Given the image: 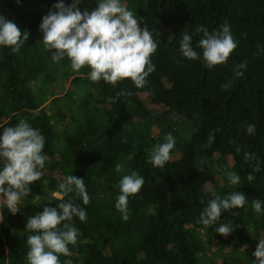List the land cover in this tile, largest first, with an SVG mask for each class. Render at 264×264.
<instances>
[{
	"label": "trees",
	"instance_id": "trees-1",
	"mask_svg": "<svg viewBox=\"0 0 264 264\" xmlns=\"http://www.w3.org/2000/svg\"><path fill=\"white\" fill-rule=\"evenodd\" d=\"M89 1L91 11L97 5ZM56 2L0 0V15L28 32V40L17 53L0 47V129L23 119L44 137L42 176L23 198H38L30 204L31 215L68 199L86 210L84 222L73 219L79 230L77 242L68 245L69 254L59 257L60 264H207L200 255L203 225L197 222L203 202L236 190L244 193L247 203L231 212L233 231L218 236L223 246L233 250L208 264H246L238 251L264 237V214L251 209L253 198L264 206V0H121L158 44L150 57L155 71L143 87L136 88L127 78L115 86L102 80L92 82L87 66L77 70L72 81L94 89L93 99H82L84 117L72 132L65 133L61 149L55 146L49 111L41 108L44 101L31 86L34 81L54 82L57 73L69 66L67 58L53 62L40 41L41 18L54 10ZM64 3L67 6L72 0ZM225 22L237 46L224 63L209 69L200 59L180 55L183 30L193 34V50L199 52L196 26L211 32ZM159 27H169L172 33L167 36ZM241 62L246 67L236 76ZM121 91L127 94L117 96ZM152 104L186 118L197 116L199 121L188 140L179 141L184 142L182 154L173 157L170 150L163 168L148 163V152L164 138V134L153 135L155 118L161 122V115L154 113ZM247 124L255 125L254 134L245 132ZM209 132L215 140L205 148ZM245 150L254 154L252 159H243ZM224 156L233 160L228 171L218 162ZM257 161L259 171L253 172ZM116 163L121 164L119 173ZM132 171L143 176L144 184L129 197L128 220L123 221L114 202L121 176ZM71 172L84 179L87 205L74 192L51 197ZM232 172L240 177L235 185L228 182ZM249 173L254 176L251 182L246 179ZM28 217L22 209L13 215L0 208V264H27L25 237L29 233L24 229Z\"/></svg>",
	"mask_w": 264,
	"mask_h": 264
},
{
	"label": "clouds",
	"instance_id": "clouds-1",
	"mask_svg": "<svg viewBox=\"0 0 264 264\" xmlns=\"http://www.w3.org/2000/svg\"><path fill=\"white\" fill-rule=\"evenodd\" d=\"M78 3L79 0H72L66 6L64 0H57L52 6L54 10L41 18L40 41L51 53L50 59L58 62L67 58L72 71L87 66V76L92 82L102 80L115 86L118 81L127 78L136 88L143 87L146 78L155 71L150 57L158 47L149 29L138 25L137 15L128 10L121 0H95L97 6L90 12H81ZM194 32L200 34L195 42L199 52L193 50V34L183 30L178 42L179 53L188 60L200 59L209 69L224 63L237 46L227 22L211 32L203 25H197ZM27 40V31L22 32L15 22L0 15V47L17 53ZM245 67L241 62L236 66L234 75H242L239 69ZM126 94L121 91L116 95ZM255 130L254 124L245 127L249 135L254 134ZM214 140L215 135L209 132L205 148L210 147ZM175 144L173 134L166 133L163 142L148 152V163L163 168ZM43 148L44 137L40 130L23 119L14 126L0 129V208H6L13 215L19 211L22 199L31 191L30 185L42 176L46 158L42 154ZM235 151L239 153L241 148L237 146ZM253 156L247 150L243 152L245 161ZM115 171L121 172L120 163L115 164ZM258 171L259 161L253 168V172ZM239 179L235 172L228 174L230 185L237 184ZM246 179L251 182L254 176L249 173ZM118 183L119 194L115 197L114 208L121 219L127 221L129 197L140 191L144 178L132 171L131 174L122 175ZM73 192L79 196L82 204L89 203L84 179L71 172L57 184L51 197ZM246 203L244 193L237 190L228 192L224 197L215 196L203 202L197 222L209 228L220 218L222 211L243 208ZM251 209L254 213L264 214V206L258 198L251 200ZM74 218L84 222L87 213L73 199L61 200L55 206H44L41 211L28 217L24 229L29 233L25 237L27 264H60L59 257L69 254L68 245L77 242L79 230L74 226ZM215 231L227 235L233 231V227L230 223H221ZM252 255L256 258L253 264H264V237L260 236Z\"/></svg>",
	"mask_w": 264,
	"mask_h": 264
},
{
	"label": "rangeland",
	"instance_id": "rangeland-1",
	"mask_svg": "<svg viewBox=\"0 0 264 264\" xmlns=\"http://www.w3.org/2000/svg\"><path fill=\"white\" fill-rule=\"evenodd\" d=\"M89 5V0H79L77 7L81 12L85 10L90 12ZM157 30L167 36L172 33L169 27H159ZM65 71L66 72H58L55 81L52 83H43L41 81H34L31 83L35 93L44 101L41 108L46 107L49 111L50 120L56 132L55 146L58 149H61L65 144V133L72 132L80 125V121L84 117L81 108L82 99L89 98L92 100L94 93V89L72 81V78L78 74V71H72L70 65ZM56 97H58L57 100H53ZM145 101L149 102L147 99H145ZM152 106L157 110L154 113L161 115V122L155 118L153 135L155 138H158L163 134L165 135L171 132L176 140L172 156L178 157L184 150V142L179 144V141H181V139L187 141L192 132L199 126L197 116L186 118L173 111L164 109L163 105L152 104ZM61 111L64 112L62 117L60 116ZM218 162L219 165L222 166V170L228 171L232 166L233 160L229 156H224L219 157ZM37 200V197L32 200L22 199L20 209L32 216L30 213V204ZM234 209L235 208L222 211L220 218L212 226H209V228L201 226L200 234L204 242L203 250L200 253L202 261L208 263H212L213 261L217 262L219 259H222L232 252L233 249L230 246H223L221 244L218 237L219 233L215 231V228L221 223H230L232 227H234L235 223L231 214ZM255 247L256 243L242 246L238 251V255L244 256L248 264H253V261L256 259L252 255Z\"/></svg>",
	"mask_w": 264,
	"mask_h": 264
}]
</instances>
